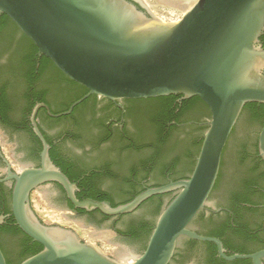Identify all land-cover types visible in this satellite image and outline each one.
<instances>
[{"label":"water","instance_id":"obj_1","mask_svg":"<svg viewBox=\"0 0 264 264\" xmlns=\"http://www.w3.org/2000/svg\"><path fill=\"white\" fill-rule=\"evenodd\" d=\"M156 1L182 12L181 18L164 22L144 0H0V17L8 16L35 44L39 56L88 90L68 111L49 112L50 116L70 115L91 95L112 102L198 97L211 112L188 179L147 189L112 207L108 202L76 198V186L50 159V145L36 124L43 105L37 106L31 122L43 144L41 167L21 170L16 160L21 157H13L6 141L3 146L13 168L21 170L12 172L9 165L7 180L14 181L12 216L19 229L42 246L21 264H170L184 238L214 243L219 256L228 261L251 259L253 264H264V251L228 257L219 239L192 229L196 216L207 209L223 151L245 105H264V0ZM258 150L264 160V125ZM48 182L61 185L75 209L106 216L132 213L153 196L175 195L157 218L145 251L135 257V243H122L110 233L96 231V245L83 242L77 233L86 236L95 230L70 220L68 212L57 208L53 191L32 194ZM4 221L1 216L0 225ZM0 264H7L1 248Z\"/></svg>","mask_w":264,"mask_h":264},{"label":"flooded vegetation","instance_id":"obj_2","mask_svg":"<svg viewBox=\"0 0 264 264\" xmlns=\"http://www.w3.org/2000/svg\"><path fill=\"white\" fill-rule=\"evenodd\" d=\"M23 54H25L23 48L19 51L18 46H14L0 57V217H5V221L13 217L11 201L14 181L7 180L9 165L11 171L16 173L26 168L41 167L43 144L35 134L31 122L33 111L39 105L43 106L37 112L36 124L45 141L50 145V159L53 162L51 157L53 150L56 157L62 159L65 172L53 163L76 186L75 196L78 200H96V197L109 196L119 206L123 205L126 199L134 197L131 191L143 192L150 188H156L154 187L156 185L155 175L152 172L145 173L139 166L136 167L134 176L127 181L125 179L128 176L127 170L121 166V161L127 159V153L112 151L111 148L116 144L120 145L121 132L124 129L134 135L141 128L148 127V122L144 117L148 109L144 105L145 102L157 98L126 99L112 102L91 95L76 106L70 115L52 117L49 112L54 114V111H62L54 114L59 115L68 111L73 103L88 94V90L77 83L67 84L63 81V77L51 66L40 70L41 59L45 56H39L38 49L35 58L37 62L35 71L30 73L28 65L23 60ZM81 92L84 93L83 96L75 100ZM184 100L188 99L181 97L177 100V103L182 105ZM71 101L73 102L69 105ZM178 111L177 109L176 112ZM201 111V107L196 106L190 110V114L198 116L202 114ZM48 116L52 119L63 118L60 126L50 125L49 120H47ZM208 121L209 118L204 117L200 122L189 121L182 125L197 124L205 127ZM172 124H175V122L168 123L169 126ZM5 141L13 148V157H21V159H16L21 166L20 171L15 170L8 160L3 147ZM256 157L264 164L259 150ZM167 181V184L174 182L171 174H167ZM41 189L54 192L53 202L56 204L55 206L68 212L71 216L70 220L83 224L84 228L88 227L95 230V232L86 236L77 233L83 242L96 245V231L104 232L110 233L122 243H135L138 246L135 257L142 255L145 251L142 242L130 239L124 233L128 231L135 218L145 216L146 219H149V207H141L144 203L132 213L106 216L96 213V211L87 212L82 209H75L68 198L67 192L58 183H45L34 190L32 194ZM96 190L104 194L97 193L96 195ZM259 191L264 194L263 188H260ZM174 195L175 193H171L169 198ZM260 195V193H257L252 198L255 204L242 203L240 209H237L238 211L235 213L227 207L220 206L223 197L221 191L216 193L214 198H209L207 209L203 211L206 220L211 215L214 216V219L211 220L212 222L205 223L206 225L212 228H221L227 225L228 220H231V225L234 224L233 219H237L239 222L240 229H226L222 233L221 239L205 236L219 239L228 257L237 254L249 256L264 251V199ZM169 198L165 200L166 204L169 202ZM102 202L111 204L109 200H103ZM245 208L250 210H245ZM192 229L198 231L200 226L198 224L192 225ZM74 231L76 232V230ZM198 242V245L188 252L190 255L188 261L185 262L177 257L170 264H253L251 259L225 260L219 256L214 243ZM208 244L216 247L217 255L215 258L222 259L221 263L211 262L210 246ZM178 247L183 250L180 243ZM120 249L124 248L120 247ZM179 253L182 256L186 255L185 251ZM262 261L264 263V259Z\"/></svg>","mask_w":264,"mask_h":264},{"label":"trees","instance_id":"obj_3","mask_svg":"<svg viewBox=\"0 0 264 264\" xmlns=\"http://www.w3.org/2000/svg\"><path fill=\"white\" fill-rule=\"evenodd\" d=\"M261 43L264 47V35L261 37ZM14 46H18L19 51L23 48L25 51L23 60L28 65L29 72L33 73L37 63L35 61L37 47L8 16L2 15L0 18V57ZM48 66L53 67L67 84L76 83L58 70L50 59L43 57L40 70ZM83 94L81 92L75 100L81 98ZM181 97V95H172L145 102L144 106L148 109V112H145L146 115L144 117L148 122V127L141 128L134 135L128 133L126 129L121 132L120 145L116 144L111 150L127 153L126 161H121V166L127 170L128 176L125 178L127 181L134 176L137 166L141 167L145 173L152 172L155 175L154 181L156 185L154 187L166 185L168 182L167 174H171L174 182L190 177L207 126L182 124L189 121L200 122L204 117L210 119L211 112L200 98L193 97L184 100L182 105H180L177 100ZM196 106H200L202 109V114L198 116L190 114V110ZM177 109L179 110L178 112H176ZM60 112L62 111H54L53 113L58 114ZM62 119L47 117L49 124L52 126H60ZM171 122H175V124L169 126L168 123ZM263 125L264 105L258 103L246 104L223 151L219 176L210 199L221 191L223 197L220 206L227 207L233 210L234 213L240 209L242 203L255 204L252 198L257 193H260L261 198L264 199V194L259 191L260 188L264 189V164L256 157L258 154V135ZM53 151L51 152L53 162L65 172L62 159L57 158ZM141 192L131 191L134 197H127L128 199L123 204L132 201ZM97 193L104 194L99 190H96V195ZM170 196L171 193L157 195L144 202L141 207H149V219H146L145 216L139 217V220L135 218L128 231L124 232L130 239L142 242L143 249L147 247L157 218L164 207L174 198V196L169 198ZM168 198L169 202L166 204L165 200ZM96 200H109L112 207L118 206L113 202L114 199L109 196L96 197ZM245 210L250 209L245 208ZM96 213L101 214L99 211H96ZM213 219L214 216L211 215L206 220L204 211H201L192 222V225L198 224L200 226V229L196 231L198 234L220 239L226 229H240L237 219H233L234 224L232 225L231 220H228L227 225L221 228H212L205 224L208 221L212 222L211 220ZM180 243H182L183 250L179 247L177 248L173 261L180 257L186 262L190 259L188 252L196 247L199 242L184 239ZM208 245L210 246L211 262L221 263L222 259L215 258L217 255L216 247L211 244ZM0 248L4 253L7 264H21L24 260L42 250V246L39 243L34 242L19 229L13 217L0 225ZM183 251L186 252V255L182 256L179 252Z\"/></svg>","mask_w":264,"mask_h":264},{"label":"rangeland","instance_id":"obj_4","mask_svg":"<svg viewBox=\"0 0 264 264\" xmlns=\"http://www.w3.org/2000/svg\"><path fill=\"white\" fill-rule=\"evenodd\" d=\"M146 4L154 10L156 15L164 22H173L181 18L182 12L172 8L161 6L156 0H144Z\"/></svg>","mask_w":264,"mask_h":264}]
</instances>
